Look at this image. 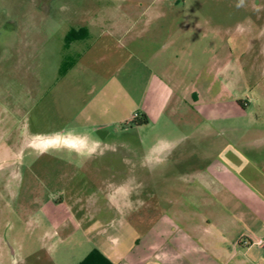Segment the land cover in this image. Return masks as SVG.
<instances>
[{
  "label": "rangeland",
  "instance_id": "rangeland-1",
  "mask_svg": "<svg viewBox=\"0 0 264 264\" xmlns=\"http://www.w3.org/2000/svg\"><path fill=\"white\" fill-rule=\"evenodd\" d=\"M240 2L0 0V264H79L98 241L106 240L107 249L117 243L129 248L149 229L165 232L160 243L166 239L170 245L199 223L194 217L199 210L210 211L211 206L196 207V189L179 182L185 166L195 161V140L179 139L197 131L183 121L187 107L168 110L170 124L118 125L108 136L110 130L97 125L105 120L96 113L99 94L93 87L116 75L104 70L115 45L102 59L100 37L132 23L138 31L148 23L165 26L173 86L187 95L196 71L220 69L221 85L230 82L233 91L221 94V101L248 103L247 112L258 123L245 126L247 133L261 134L264 0H243L237 7ZM72 30L87 31V37L68 43ZM90 47L94 54L80 62L90 65L86 72L60 79ZM119 73L128 77L125 70ZM138 77L143 91L147 76ZM79 86L84 100L76 106L88 108L78 118L83 120H72L79 112L70 108L68 92ZM167 167L170 173H162ZM92 197L98 204L89 210H102L95 219H83L74 201ZM211 254L199 256L210 262ZM193 261L188 255L189 264Z\"/></svg>",
  "mask_w": 264,
  "mask_h": 264
},
{
  "label": "crops",
  "instance_id": "crops-1",
  "mask_svg": "<svg viewBox=\"0 0 264 264\" xmlns=\"http://www.w3.org/2000/svg\"><path fill=\"white\" fill-rule=\"evenodd\" d=\"M136 24L121 26L100 37H104L100 40L102 59L105 58L104 52L107 54L106 48L115 45L112 59L108 60L104 70H114L116 75L106 77L103 83L93 87L99 94L96 113L105 120L97 125L110 130L107 136L115 133L118 125L135 128L137 126L131 125L134 113L145 115L148 124H170L172 120L165 113L169 110L172 114L173 109L187 107L185 111L189 110V116L185 113L183 121L195 124L197 131L184 133L179 139L195 140V161L185 166L179 182L183 188L196 189V207L211 206V209L199 210L193 215L199 223L181 232L173 244L169 245L166 239L160 243V238L166 237L165 232L157 234L149 229L137 234L129 248L117 243L107 249L106 240H103L95 243L92 249L98 250L112 264H189L188 255L195 258L194 264H264V132L247 133L251 124L258 123V117L251 118L246 102H240L239 107L232 97L221 101V94H232L233 91L230 92V82L224 81L221 85V70L218 68L208 69L205 74L196 71L197 78L191 91L182 96V90L174 87L170 79L172 65L167 64L166 53L171 37L162 38L165 26L159 24L157 28L148 23L138 31L135 30ZM196 26L202 28L200 24ZM86 37L87 31L76 40ZM91 50L90 47L63 71L60 79L71 72L85 73L90 65L80 62L86 55L94 54ZM77 64L81 65L78 69ZM123 70L128 73L127 78L118 74ZM141 73L147 76L143 91L140 90L143 80L141 82L138 77ZM75 89L68 92L73 97L70 108L79 112V116L74 115L72 120H83L78 118L88 107L82 103L76 106L84 97L77 91L80 86ZM62 96L63 93L59 94L57 100L62 101ZM124 99L128 105L122 104ZM204 125L207 130L210 128L208 132H204ZM68 142L73 143L72 140ZM169 168H164L162 173H170ZM164 180L169 183L170 178ZM74 203L81 206L79 211L83 219H95L102 210L100 207L89 210L98 204L93 197L85 201L76 199ZM86 206L87 212L84 211ZM181 217L184 221L189 219L188 216ZM258 241L262 244L258 245ZM204 252L212 253L210 262L199 256Z\"/></svg>",
  "mask_w": 264,
  "mask_h": 264
},
{
  "label": "trees",
  "instance_id": "trees-1",
  "mask_svg": "<svg viewBox=\"0 0 264 264\" xmlns=\"http://www.w3.org/2000/svg\"><path fill=\"white\" fill-rule=\"evenodd\" d=\"M81 34L71 31L69 35L67 36L66 40L69 43L71 39H80L83 37L84 31H80ZM148 120L146 116H139L137 119H134L131 122L132 126H141L144 124H147ZM79 264H112L108 259H106L98 250L92 249L89 254L79 263Z\"/></svg>",
  "mask_w": 264,
  "mask_h": 264
},
{
  "label": "built area",
  "instance_id": "built-area-1",
  "mask_svg": "<svg viewBox=\"0 0 264 264\" xmlns=\"http://www.w3.org/2000/svg\"><path fill=\"white\" fill-rule=\"evenodd\" d=\"M132 117H133V119H137L139 117V115L137 113H134ZM257 244L261 245L262 241H258Z\"/></svg>",
  "mask_w": 264,
  "mask_h": 264
},
{
  "label": "clouds",
  "instance_id": "clouds-1",
  "mask_svg": "<svg viewBox=\"0 0 264 264\" xmlns=\"http://www.w3.org/2000/svg\"><path fill=\"white\" fill-rule=\"evenodd\" d=\"M242 2H243V0H241V2L237 4V7L242 6Z\"/></svg>",
  "mask_w": 264,
  "mask_h": 264
}]
</instances>
